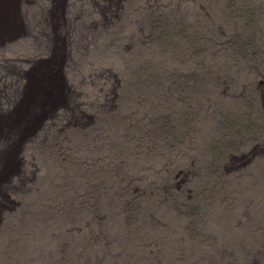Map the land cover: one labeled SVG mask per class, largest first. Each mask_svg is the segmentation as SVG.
Returning a JSON list of instances; mask_svg holds the SVG:
<instances>
[{"label":"rangeland","instance_id":"rangeland-1","mask_svg":"<svg viewBox=\"0 0 264 264\" xmlns=\"http://www.w3.org/2000/svg\"><path fill=\"white\" fill-rule=\"evenodd\" d=\"M0 264H264V0H0Z\"/></svg>","mask_w":264,"mask_h":264}]
</instances>
